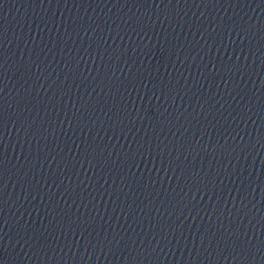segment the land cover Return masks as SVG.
I'll list each match as a JSON object with an SVG mask.
<instances>
[{
  "label": "water",
  "instance_id": "1",
  "mask_svg": "<svg viewBox=\"0 0 264 264\" xmlns=\"http://www.w3.org/2000/svg\"><path fill=\"white\" fill-rule=\"evenodd\" d=\"M37 264H264V0H102Z\"/></svg>",
  "mask_w": 264,
  "mask_h": 264
}]
</instances>
